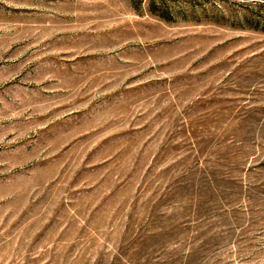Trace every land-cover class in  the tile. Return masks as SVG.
Segmentation results:
<instances>
[{
	"label": "rangeland",
	"instance_id": "1",
	"mask_svg": "<svg viewBox=\"0 0 264 264\" xmlns=\"http://www.w3.org/2000/svg\"><path fill=\"white\" fill-rule=\"evenodd\" d=\"M0 264H264V0H0Z\"/></svg>",
	"mask_w": 264,
	"mask_h": 264
}]
</instances>
